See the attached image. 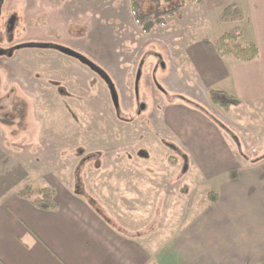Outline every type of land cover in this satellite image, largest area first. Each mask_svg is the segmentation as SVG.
Listing matches in <instances>:
<instances>
[{
	"label": "rangeland",
	"instance_id": "rangeland-1",
	"mask_svg": "<svg viewBox=\"0 0 264 264\" xmlns=\"http://www.w3.org/2000/svg\"><path fill=\"white\" fill-rule=\"evenodd\" d=\"M198 1L143 0V14L184 3L150 33L135 22L131 0L2 1L0 205L26 186L34 189L33 197L43 187H59L88 199L106 197V210L115 216L119 191L133 190L141 178L142 190L164 196L159 227L175 222L179 231L211 203L213 185L203 176L188 177V155L161 134L172 101L210 118L246 164L264 158V105L231 115L242 128L230 129L205 106L208 89L186 88L182 73L189 59L182 46L222 33L217 11L208 13ZM27 43L53 48L15 49ZM58 46L107 72L118 108L106 81Z\"/></svg>",
	"mask_w": 264,
	"mask_h": 264
},
{
	"label": "crops",
	"instance_id": "crops-1",
	"mask_svg": "<svg viewBox=\"0 0 264 264\" xmlns=\"http://www.w3.org/2000/svg\"><path fill=\"white\" fill-rule=\"evenodd\" d=\"M202 3L208 13L217 11V18L223 7L239 4L247 17L243 41L260 51L249 63L221 58L214 42L228 30L223 25L218 37L197 36L182 46L189 59V70L182 73L190 84L186 88L222 90L242 102L223 113L204 96L205 106L235 129L239 117L231 115L264 105V0ZM183 104L167 106L161 134L166 132L188 155V177L203 176L213 185L216 203L178 231L175 222L159 227L164 196L142 190L141 178L133 179L138 183L133 190L119 191L115 216L108 214L104 196L99 200L89 194L86 199L52 187L58 208L44 211L13 194L0 205V264H264V158L246 164L225 131L199 109Z\"/></svg>",
	"mask_w": 264,
	"mask_h": 264
},
{
	"label": "trees",
	"instance_id": "trees-1",
	"mask_svg": "<svg viewBox=\"0 0 264 264\" xmlns=\"http://www.w3.org/2000/svg\"><path fill=\"white\" fill-rule=\"evenodd\" d=\"M201 1L199 0L198 2ZM142 2L143 0H131V12L135 22L145 33H150L154 28L164 25L163 17L173 16L184 6V3H182L163 13L159 12V10H154L143 14L140 12ZM246 19L244 9L237 3H232L222 8L217 18L218 23L229 28L214 42L215 49L221 58L230 57L241 63L253 62L259 58L260 51L258 46L253 42L243 41V23ZM208 98L212 105L220 107L225 112L242 105V102L236 96L222 90L209 89ZM172 164L174 165L173 162ZM33 194L34 189L31 186H26L18 193V196L30 200L40 210H57L56 191L52 187L41 188L36 197H33ZM208 198L213 204L218 201V196L213 191L208 193Z\"/></svg>",
	"mask_w": 264,
	"mask_h": 264
},
{
	"label": "water",
	"instance_id": "water-1",
	"mask_svg": "<svg viewBox=\"0 0 264 264\" xmlns=\"http://www.w3.org/2000/svg\"><path fill=\"white\" fill-rule=\"evenodd\" d=\"M2 1L3 0H0V9H1ZM22 48L50 49V48H53V46H51L50 44H46V43H27V44H24V45H19L15 49L19 50V49H22ZM54 48H56L59 52L65 54L67 56L73 57V58L77 59L78 61H80L81 63L89 66L92 71H94L99 76H101L106 81V83L109 86L114 106L116 108L119 107L118 94H117V91H116V87H115L113 81L111 80L110 76L107 74V72L104 69H102L98 65L94 64L87 57L83 56L82 54H80V53H78L76 51H73L71 49H68V48H65V47H61V46L54 47ZM0 54H2V52H0ZM12 54H13V52H10L9 56H11Z\"/></svg>",
	"mask_w": 264,
	"mask_h": 264
}]
</instances>
